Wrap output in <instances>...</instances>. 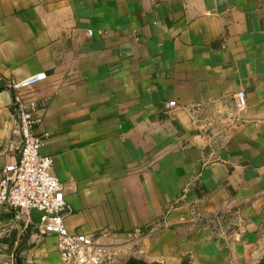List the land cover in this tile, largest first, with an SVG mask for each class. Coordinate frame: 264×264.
<instances>
[{"label": "crops", "instance_id": "crops-1", "mask_svg": "<svg viewBox=\"0 0 264 264\" xmlns=\"http://www.w3.org/2000/svg\"><path fill=\"white\" fill-rule=\"evenodd\" d=\"M40 72L19 93L102 264L262 263L264 0H0V180L21 146L10 83ZM24 231L0 207L2 245Z\"/></svg>", "mask_w": 264, "mask_h": 264}, {"label": "built area", "instance_id": "built-area-1", "mask_svg": "<svg viewBox=\"0 0 264 264\" xmlns=\"http://www.w3.org/2000/svg\"><path fill=\"white\" fill-rule=\"evenodd\" d=\"M46 75L40 72L10 83L15 94L13 116L21 146L18 161L3 167L0 207L14 210L25 230L56 237L60 264H102L112 255L109 247L95 242L90 234L69 230L65 223V214L70 210L64 186L53 174L54 157L42 152L45 136L37 131L36 104L19 93L45 80ZM168 105H175V102ZM236 105L238 108L247 105L242 89L236 94ZM33 210L44 212L40 221L32 217Z\"/></svg>", "mask_w": 264, "mask_h": 264}, {"label": "rangeland", "instance_id": "rangeland-1", "mask_svg": "<svg viewBox=\"0 0 264 264\" xmlns=\"http://www.w3.org/2000/svg\"><path fill=\"white\" fill-rule=\"evenodd\" d=\"M29 233L30 236L37 234L36 232L24 231V238ZM27 239L24 241V246L20 248L18 251H14V246L9 245L8 249H6L0 239V264H41L44 262V259H48L46 255H43L41 247L46 243V239L44 236H39L37 241L34 243H30ZM117 262L115 264H125L126 262Z\"/></svg>", "mask_w": 264, "mask_h": 264}, {"label": "water", "instance_id": "water-1", "mask_svg": "<svg viewBox=\"0 0 264 264\" xmlns=\"http://www.w3.org/2000/svg\"><path fill=\"white\" fill-rule=\"evenodd\" d=\"M43 215L44 212H41L39 210L32 211V217L34 218L35 221H40ZM125 264H147V263H144L143 261L140 260L130 259ZM151 264H155V263H151ZM261 264H264V259Z\"/></svg>", "mask_w": 264, "mask_h": 264}]
</instances>
